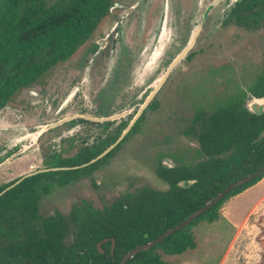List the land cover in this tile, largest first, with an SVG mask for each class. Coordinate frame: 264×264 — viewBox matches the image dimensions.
Instances as JSON below:
<instances>
[{
  "label": "trees",
  "instance_id": "16d2710c",
  "mask_svg": "<svg viewBox=\"0 0 264 264\" xmlns=\"http://www.w3.org/2000/svg\"><path fill=\"white\" fill-rule=\"evenodd\" d=\"M112 1L0 0V109L18 89L34 83L50 67L70 57L91 36ZM222 25L253 32L264 30V0H236ZM261 80L264 84V75ZM263 94L264 88L252 93ZM246 98H230L213 111L210 119L214 124L187 125L184 132H195L203 158L192 166L159 165L156 173L168 183L165 190L143 184L101 208L86 203L75 204L67 212L40 211L51 187L42 184V178L58 175L59 183L71 181L77 173L98 166L101 159L79 169L32 175L2 193L0 264H117L125 252L176 225L225 186L254 172L264 162V112H249L244 107ZM97 153L69 162L56 159L55 166L79 165ZM263 175L264 170L124 264H171L162 256L180 255L195 248L192 228L201 221L216 220L228 197L242 192ZM179 179L195 182L183 188L177 186ZM13 181L0 186V191ZM103 239L107 240L102 242Z\"/></svg>",
  "mask_w": 264,
  "mask_h": 264
},
{
  "label": "rangeland",
  "instance_id": "374dc122",
  "mask_svg": "<svg viewBox=\"0 0 264 264\" xmlns=\"http://www.w3.org/2000/svg\"><path fill=\"white\" fill-rule=\"evenodd\" d=\"M169 1L171 10L167 27L171 35L176 33V25L181 24L185 26L183 37L186 38L190 34L188 29L197 24L202 14L208 18L191 50L194 51V59L185 61L181 69L175 70L159 93L160 96L153 98H159L161 105L168 106L165 108L166 112H173L176 120L184 121L195 110L212 112L217 106H224L233 96H249L264 88L261 83L264 75V30L253 32L233 25H222L225 17L221 21L219 17L228 11L226 0L210 9L207 7L211 0H205L195 13L191 10L194 0L192 3L191 0ZM162 4L163 0L159 5L160 11ZM181 10L187 12L183 23H179L177 19ZM153 11L151 6L142 7L136 16L123 19L124 42L121 46L127 43L132 49L135 36L140 33L141 20H144L143 29L146 32L147 27L153 23ZM105 27L106 21H101L91 36L70 57L46 70L37 81L39 87L36 94L25 86L18 89L8 103V106L20 108L19 111L28 106L29 116H22L14 125L20 131L23 127L32 126L28 130L33 134L30 132L25 138L32 139L39 126L64 118H68V121L47 129L36 142L30 144L21 140L11 146L8 145V139L15 136L9 132L13 119L7 121V116H14L15 110L7 108L6 112L11 113H0V163L20 150L21 145L30 147L0 166V186L29 172L55 165L51 154L53 152L61 156L72 152V148L65 141L70 138L64 137L68 136L69 124L76 123L73 127L77 129L79 122L70 118L81 114L93 115L90 110H81L78 105H71V97L61 103L64 105L63 109L57 111L60 109L58 102L70 93L73 86L85 84L93 101L97 102L95 110L98 113H107L106 101L114 97V86H118V69L116 59L109 61L104 53L96 54L94 51L95 35L99 36ZM178 34H182V31ZM170 41L165 45V50ZM180 47L181 44L176 51ZM146 56L148 55L145 54ZM158 74L160 72L154 70L146 72L136 89L139 90L142 86L151 89L160 76ZM176 86L180 90L178 97ZM136 89L128 94L127 102L122 105L125 109H133V113L142 101L139 98L141 93ZM17 94L22 99H15ZM72 94L73 91L69 96ZM44 96L48 97V109ZM30 98H37L39 101L29 104L25 100ZM142 120L149 121V124L140 125L138 131L125 139L106 166H100L77 183L52 189L51 193L43 198L40 211L67 212L75 202L82 200L101 208L118 194L132 191L134 187L143 184H149L155 189H165L167 184L163 181L158 183L154 173L158 161L165 160L172 164V158L181 162L189 161L197 152V142L194 137L183 134L184 124L181 122L158 124L161 118L156 111H149L146 115L144 113ZM90 125L83 127V137L88 131L92 135L98 131L95 124ZM59 137L58 146L53 141ZM5 142L8 147L2 151L1 147ZM63 143L68 148L64 153ZM218 212L216 220L201 221L192 228L195 248L187 249L180 255H163L162 258L171 264H264V175L242 192L228 197Z\"/></svg>",
  "mask_w": 264,
  "mask_h": 264
},
{
  "label": "flooded vegetation",
  "instance_id": "af4514ba",
  "mask_svg": "<svg viewBox=\"0 0 264 264\" xmlns=\"http://www.w3.org/2000/svg\"><path fill=\"white\" fill-rule=\"evenodd\" d=\"M161 1L162 0H113L112 1V4L110 5V7L111 6H113V7L111 9L109 7L108 13L101 20V21H106V27L103 29V31H101L99 36L97 34L95 35L96 38L94 40V51H96V54L104 53L105 56L107 57V60H109V61H111L112 59L114 61L116 59V67L118 69V72H116V78H118V79H116V82H117L118 86L117 87L114 86L116 88L113 91V93L115 95H114V97L109 98L106 101V103L108 104V111H106L107 113H98L97 110H95V108L97 106V102L93 101L92 95L89 93L85 84H79V85L73 86L70 89V93L73 91V94L71 96H69V94H70L69 93L60 102H58L57 106L59 105L60 109H57V111H61L63 109V106H64L61 103H63L65 100H68V98L71 97L69 100L71 102L70 103L71 105L72 104L78 105L81 108V110H90L91 112H93V115L81 114V115L73 116L70 118L72 120H73V118L77 119L79 122L77 129H75V127H73V126H76V123L72 124V125L69 124L70 125L68 127L69 132L67 133L68 136L64 137V139L70 138V139H67L65 141L72 148V152H70V154H66L63 156H61L60 154H57L56 152L55 153L53 152L54 154L51 153L53 155L52 157L54 158L53 159L54 163H56V159L65 160L67 162L72 161V160L82 159V158H85L86 155L93 154L97 151L98 153L94 157L90 158L87 161V162H89L91 159L97 157L100 153H102L103 151L108 149V147H110L112 144H114L117 141V139L119 138V136L121 135V133L123 132V130L127 128V126L130 123V120L133 118L134 114L137 112L140 105L143 103L145 98L149 95V93L153 89V86L151 89L150 88H143L145 86H142V88H140L139 90L136 89V87L140 84L139 81H141L143 79V75L146 72H149L152 70H154V72H160V74H158L160 76L163 75L166 72L168 65L172 62V60L176 57V55L181 51V49L188 43L189 38H190V36H191V34H192L193 30L195 29L197 24L193 25V27L188 29L190 34H188V36L186 38L183 37L185 26H183L181 24L176 25V33L174 35H171L169 28L165 27L163 30L162 25H161L163 14H162V10L160 11V7H159ZM203 1H205V0H194L193 7L191 5V10L193 13H195L196 11L198 12L197 9L202 7ZM222 1H224V0H221L220 2H222ZM226 1H227L226 4L229 5V7H230V5L233 2H235L236 0H226ZM191 3H192V0H191ZM149 6H151L154 9L153 14H152L153 15V23L150 26H148L147 31L144 32L143 28H144L145 23H144V20H141V22H140V33L135 36V43L133 44L132 49L130 48V46L127 45V43L125 45L121 46L122 43L124 42V33H123V29H122L123 19L125 17H129V16H133V15L136 16L142 7L145 8V7H149ZM228 10H229V8H228ZM226 15H227V13L224 12L223 16L219 17V21H221L222 18L226 17ZM186 17H187V12L185 13L183 10H181L179 13V17H177L178 22L183 23L184 19ZM207 18L208 17L205 15L204 21H203V23H202V25H201L198 33H197V36H196L191 48L187 52V54L179 62H177L176 65L173 66L172 69L166 74L162 83L160 84L158 89L155 91V93L152 95V97L148 101V103L144 106V108L140 112L139 116L133 122V124L130 126L128 131L123 135V137L107 153H105L102 157H100L96 160V161H98V160L102 159V161L99 163V165L93 169H88L86 171L77 173L76 178L74 180H71V181L69 180L66 182L59 183V182H57L58 175H54V176L46 178V179L42 178L40 180L42 184H50L51 185L50 191L48 194H50L52 189H54V188H64L71 183H77L79 180L84 179V178L88 177L89 175H91V173L94 172L95 170H97L100 166H102V165L106 166L107 163L112 159V156L115 153V151L120 147V145L123 143V141L125 139H127L134 132L138 131L140 129V125L149 124L148 123L149 121L142 120L144 118V113L146 115V113L149 111H152L153 113L155 111L157 112V114L161 118V120L158 124H178V123L184 124V128L182 129L183 134H185L187 136L194 137L196 142H197V147H198L195 156L189 161L181 162L177 158H172L174 163L168 164V166L165 167L163 165V160H159L157 163V166L155 167V170H154V173L158 179V183L165 182L167 184V187L165 189L168 188V183L166 181H164L163 179H161L156 173V170L158 169L159 165H161L165 168H175V167H178L181 165L192 166L197 161H199L200 159L203 158V155L199 151V144H198L195 132H191L189 134H186L184 131L188 127L187 125H189V124H214V122L210 119L211 113L213 111L212 112H208V111L204 112L201 109L195 110L190 117L186 118L187 120L180 121V120H176V117L173 115V112H166L165 111V108H167L168 106L167 105L166 106L161 105L159 98L154 99V100H153V98L155 96H158V97L160 96L159 93L161 92V90L163 89L165 84L167 83L168 79L171 77L172 73L175 72V70H177L178 68L181 69L182 68L181 65L185 61L190 62L194 59L193 58L194 51H191V50L194 46L195 41L197 40L199 33L202 31L203 25L207 21ZM181 31H182V34H178V32H181ZM159 39H160V41H159ZM169 41H170V44L166 48V50L164 49L162 54L158 58H153V57H155L154 54L160 48L159 47L160 44L166 45V44H168L167 42H169ZM179 44H181V47L176 51ZM171 52H173V53H171ZM145 54H147L148 56L145 57ZM126 60H128V61H126ZM59 63H61V62H59ZM128 63H129V65H128ZM57 64H55V65H57ZM135 69H136V71L134 72ZM185 70H187V68H185ZM160 76H158V78ZM37 81H35L34 83L27 86L29 89H32L34 91L33 94H36L37 93L36 91H38L37 87H39V83ZM35 83H38V85L36 87L34 86ZM178 84H179V82H178ZM134 89H136L137 92L141 93L139 98H141L142 101L140 102L141 104L139 106H136V110L133 113L132 112L133 109H131V110H129V108L125 109L124 107H122V105L124 102H127L128 94L131 91H134ZM15 93L16 92H14V94ZM179 93H180V90L178 89V86H176V97H178ZM14 94H12V96ZM242 96H245V95H242ZM242 96H237V97L233 96L232 98H234V97L238 98V97H242ZM250 96H254V95H252V93H251L249 96H246V97H250ZM10 98H9V100H10ZM47 98H48L47 96H44V99L47 101V107L46 108L48 109L50 106H49V102H48ZM15 99L19 100L22 98H20L17 94ZM9 100H8L7 104H5L0 109V113H2V114L6 112L7 108L15 110V113H16V114L14 113V116H11V115L7 116V118H8L7 121H9V119H13V124L10 125L11 127L9 128V132L13 133V135H15V136L8 139V143H9L8 145L14 146L17 144L16 142L21 141V140H25L26 143H30V144H31V142H36V140H38V138L40 137L41 134L37 137L35 134V137L32 139L30 137L25 138V135L31 132V130H28V129L32 126L28 125L29 128L23 127L21 129L22 131L15 128V126H14L15 124H17L19 122L20 119H22L21 118L22 116H29L28 106L22 107L21 108L22 111H19L20 108L17 109L15 107L8 106ZM25 101L29 102V104L30 103L35 104L36 102L39 101V99L30 98V100H25ZM106 103H105V106H106ZM56 107H55V109H56ZM118 107H120V109H118ZM220 107H223V106H217L215 110H217ZM116 112H119V113L123 112V114L119 117L112 118V119H106V120H102V121H100V120L95 121V120L91 119V118H102V117L108 118V117L112 116L113 114H117ZM6 113H11V111H7ZM141 117H142V119H141ZM66 121H68V120L66 119L60 124H63ZM23 122H24V124H27L25 121H23ZM39 124H43V123H39ZM90 124H95L96 127L98 128V131L95 132L96 133L95 135L89 134V131H88V134L85 133V136L83 137L82 136L83 127L86 126V128H87L88 126H91ZM25 128H27V129H25ZM73 129H75V131H73ZM31 133H33V132H31ZM53 142H54V144H57L59 146L60 145V137L55 139ZM8 145H6V142H5L2 145L1 150L5 151L6 150L5 147H8ZM29 148L30 147L29 146L27 147V145H21L20 150H18L16 153L11 155L12 156V157L10 156L11 158L10 157L7 158V159L10 158L8 161H10L12 158L18 156L19 153L28 150ZM67 150H68V148L66 146H64V143H63V153L67 152ZM7 159H5V160H7ZM96 161H94V162H96ZM87 162H84V163H87ZM84 163H81L79 165H64V166L53 165V166L44 167L42 169H49V167H51V168H63V167H65L64 169L47 170V171H43V172L60 171V170H74V169H79V168L85 167V166L78 167ZM90 164H92V163H90ZM38 170H40V169H38ZM35 171H37V170H35ZM32 172H34V171H32ZM29 173H31V172H29ZM38 173H42V172H38ZM38 173H35V174H38ZM35 174H33V175H35ZM22 176H24V175H22ZM22 176H19L13 180L16 181L17 179H19ZM28 177H30V176H28ZM25 178H27V177H25ZM182 180L193 181L192 183L195 182L194 179H179L177 181V186H179L178 182H180ZM192 183H190V184H192ZM189 185H187L186 187H183V188H187ZM179 187H182V186H179ZM159 189L160 188H158V190ZM165 189L162 188L160 190H165ZM118 195H120V194H118ZM113 199H111V201L108 204H105L102 207L109 205L113 201ZM86 203L92 205L91 202L86 201V200L75 202L73 205H75V204H86Z\"/></svg>",
  "mask_w": 264,
  "mask_h": 264
},
{
  "label": "water",
  "instance_id": "95a60500",
  "mask_svg": "<svg viewBox=\"0 0 264 264\" xmlns=\"http://www.w3.org/2000/svg\"><path fill=\"white\" fill-rule=\"evenodd\" d=\"M221 0H212L207 9H210L211 7H214L215 5H217ZM113 6L110 7V9ZM170 1L169 0H163V4H162V29L164 30V28H168V22L170 21ZM205 18V14H202L200 20L198 21L195 29L193 30L188 43L181 49V51L176 55V57L172 60V62L168 65L166 72L161 75L158 79L155 80L154 84H153V89L152 91L149 93V95L145 98V100L143 101V103L140 105V107L138 108L137 112L134 114L133 118L130 120L129 125L127 126L126 129L123 130V132L121 133V135L119 136V138L117 139V141L112 144L110 147H108V149H106L105 151H103L102 153H100L97 157L91 159L89 162L84 163L78 167H83L86 166L90 163H93L94 161H96L98 158L102 157L105 153H107L122 137L123 135L128 131V129L130 128V126L133 124V122L137 119V117L139 116L140 112L142 111V109L144 108V106L148 103V101L151 99L152 95L155 93V91L158 89V87L160 86V84L162 83L164 77L166 76V74L172 69L173 66L176 65L177 62H179L189 51V49L191 48L197 33L204 21ZM160 48L157 50V52L154 54L155 57L153 58H158L165 47V44L159 46ZM244 107L251 113L254 114H261L264 112V94L261 96H250L248 98L245 99L244 101ZM123 114L122 113H117V114H113L110 117H102V118H91L95 121H102V120H106V119H112V118H116L119 117ZM68 118H64L61 119L59 121L56 122H52L49 124H45L42 126H39L38 129L35 131L36 133V137L39 136L40 134H42L44 131H46L49 128L55 127L57 125H59L60 123H62L64 120H66ZM12 157V156H11ZM10 157V158H11ZM9 158V159H10ZM7 159V160H9ZM7 160H5L4 162H2L0 164V166L2 164H4ZM167 161L163 160V165L165 167L168 166ZM63 168H49V169H40L31 173H28L22 177H20L19 179H17L16 181H14L12 184L8 185L6 188H4L3 190L0 191V195L2 193H4L5 191H7L8 189L12 188L13 186H15L16 184H18L21 180H23L25 177L31 176L35 173L38 172H43V171H47V170H57V169H64ZM75 168V167H74ZM264 170V162L252 173L247 174L246 176H243L241 178H239L238 180L228 184L227 186H225L223 188L222 191H220L219 193H217L213 198H211L210 200H208L207 202H205L202 206H200L199 208H197L196 210L192 211L186 218H184L183 220L179 221L176 225H174L173 227H170L169 229L165 230L163 233H161L160 235H158L157 237H155L153 240L148 241L146 243L140 244L135 246L134 248H132L131 250L125 252L122 256L121 259L119 260V262L117 264H124L127 260H129L135 253H138L140 251H144L149 249L150 247H152L153 245L159 243L160 241H162L165 237H167L168 235L172 234L173 232L181 229L182 227L186 226L187 224H189L190 222H192L194 220V218L196 216H198L199 214H201L202 212H204L205 210H207L208 208H210L213 204H215L218 200H220L226 193H228L229 191H231L232 189L238 187L241 184H244L246 182H248L249 180H251L252 178H254L255 176L259 175L262 171ZM193 181H187V180H182L180 182H178L179 186L182 187H186L187 185H189L190 183H192ZM107 239H103L102 242L106 241ZM111 250L114 247V239L111 238ZM101 242L97 243V247L100 246ZM99 251L101 252L102 250L99 249Z\"/></svg>",
  "mask_w": 264,
  "mask_h": 264
},
{
  "label": "bare ground",
  "instance_id": "6f19581e",
  "mask_svg": "<svg viewBox=\"0 0 264 264\" xmlns=\"http://www.w3.org/2000/svg\"><path fill=\"white\" fill-rule=\"evenodd\" d=\"M159 41H160V39H159ZM33 134V133H32ZM35 137V134L32 136V138H34Z\"/></svg>",
  "mask_w": 264,
  "mask_h": 264
}]
</instances>
